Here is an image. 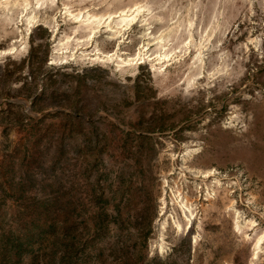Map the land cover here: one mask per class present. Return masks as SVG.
Returning <instances> with one entry per match:
<instances>
[{"label":"rangeland","instance_id":"obj_1","mask_svg":"<svg viewBox=\"0 0 264 264\" xmlns=\"http://www.w3.org/2000/svg\"><path fill=\"white\" fill-rule=\"evenodd\" d=\"M262 236L264 0H0L9 264H264Z\"/></svg>","mask_w":264,"mask_h":264},{"label":"trees","instance_id":"obj_2","mask_svg":"<svg viewBox=\"0 0 264 264\" xmlns=\"http://www.w3.org/2000/svg\"><path fill=\"white\" fill-rule=\"evenodd\" d=\"M31 43L33 44L31 46V54L33 55V57L35 58H38L40 59V61L42 62V64L46 61L45 58H39L36 56V51L34 49V37L32 36L31 38ZM31 59V58H30ZM33 62V61H32ZM40 67V66H39ZM32 74L34 75V72H32ZM36 76H31V79L32 81H36ZM4 82V81H2ZM44 213L42 212V215H47L46 217H49L48 214H49V211L47 210H43ZM39 220L37 221H34L32 223V231L34 232L36 230L37 232V237H43V233H47L48 231H56L58 229V226L55 224V221H51L50 224H47L45 222H38ZM72 228L75 227L74 224H71ZM74 225V227H73ZM73 231V229H72ZM35 233V232H34ZM68 233V232H66ZM39 235V236H38ZM36 236V234H35ZM34 236V237H35ZM30 240H32L31 236L28 237ZM37 241H39V238H37ZM58 243V242H57ZM64 245L66 246V248H69L70 250H74L78 245L75 243V242H71V241H68V242H65V240H61V243L60 245ZM32 247H31V243H28L26 242V240L22 241V240H19V241H16L12 238H9L8 241H6L5 244L2 245V247L0 248V264H9L11 261H15L17 255H22L24 254L27 250H30ZM16 253V254H15ZM66 258H68V255H64L63 257H61L59 260V264H65L64 262L67 260ZM15 259V260H14ZM55 264V263H53ZM73 264H77V262H73Z\"/></svg>","mask_w":264,"mask_h":264},{"label":"bare ground","instance_id":"obj_3","mask_svg":"<svg viewBox=\"0 0 264 264\" xmlns=\"http://www.w3.org/2000/svg\"><path fill=\"white\" fill-rule=\"evenodd\" d=\"M140 9L141 7H137L136 9H130V10H122L120 12H116L113 16L112 14L109 15L108 19L109 21H106L108 27L112 28V29H115L119 32H121V30L123 29V27L125 25H129L130 23H133L134 21H136L138 15L140 14ZM75 16L76 19H79V15H73ZM102 20H104V17L103 16H97V15H89L88 17L86 16H82V18H80V22L83 24V25H86L88 27H91V25L97 23V24H100L102 23ZM125 23V24H124ZM114 24V26H113ZM82 26V25H81ZM95 28L92 29V31L94 30ZM92 34V33H91ZM91 36V35H90ZM145 47V46H144ZM182 51V50H181ZM170 52V51H169ZM202 53H200L201 55ZM163 55V54H162ZM140 56V55H139ZM170 56V53H166L164 52V55H163V58L165 60H167ZM109 59V58H108ZM122 60V59H121ZM160 60V59H159ZM132 61V60H131ZM161 61V60H160ZM122 63V62H121ZM164 201V199H163ZM189 198H186V201H182L181 204L184 208V213H185V217L186 219L188 220V224H191L192 223V220H193V212L191 211L190 207H189ZM163 205V204H162ZM187 208L189 209L187 211ZM187 224V225H188ZM186 225V227H187ZM178 228L181 230L182 229V225L180 223L177 224ZM190 226V225H189ZM239 226V224H238ZM264 237L262 236L261 238L258 239L257 243H256V247L259 249L260 247V244L262 243ZM162 246V245H161ZM259 251V250H258ZM257 254V252H256Z\"/></svg>","mask_w":264,"mask_h":264}]
</instances>
